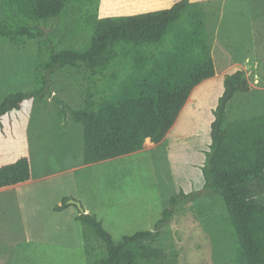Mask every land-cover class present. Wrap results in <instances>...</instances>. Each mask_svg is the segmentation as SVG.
<instances>
[{
    "label": "rangeland",
    "instance_id": "obj_1",
    "mask_svg": "<svg viewBox=\"0 0 264 264\" xmlns=\"http://www.w3.org/2000/svg\"><path fill=\"white\" fill-rule=\"evenodd\" d=\"M176 1L166 7V0H101L100 14L136 15L169 9ZM201 4L216 75L195 88L165 144L86 166L83 126L60 113V105L77 108L90 99L89 82L75 70L51 76L46 92L55 97L27 101L4 118L0 167L27 157L32 180L0 195V264H94L106 257L104 244L77 220L80 208L55 211L65 198L96 215L120 244L125 236L154 231L182 191L188 198L163 229L156 245L164 256L156 264H233L227 213L220 198L204 189L202 169L227 74L242 69L251 85L229 105V120L264 115V0ZM68 22L44 27L46 37L57 38L52 47L78 48L86 39L71 35L75 26ZM51 50L44 48L41 56L39 41L24 47L0 43V105L10 95L36 90L38 66Z\"/></svg>",
    "mask_w": 264,
    "mask_h": 264
},
{
    "label": "trees",
    "instance_id": "obj_2",
    "mask_svg": "<svg viewBox=\"0 0 264 264\" xmlns=\"http://www.w3.org/2000/svg\"><path fill=\"white\" fill-rule=\"evenodd\" d=\"M100 5L101 0H0V43L24 47L39 41L41 56L44 48H52L48 61L38 66L36 90L10 95L0 105V128L5 127L4 118L27 101L55 97L46 92L51 76L75 70L89 82L90 99L65 110L56 101L64 118L70 113L83 126L85 165L138 153L148 139L162 143L195 88L216 75L201 3L180 0L169 9L129 16H102ZM54 21H70L75 26L71 35L86 39L78 48L52 47L57 38L46 37L44 27ZM250 91L244 70L224 77L202 169L204 189L220 198L227 213L235 245L233 264H264V115L229 120L236 95ZM31 180L27 157L0 167V190ZM187 198L183 191L172 197L154 231L125 236L120 244L96 215L80 212L77 220L106 248V257L94 264L161 261L164 252L156 244L174 208ZM71 199L65 198L55 211L73 206Z\"/></svg>",
    "mask_w": 264,
    "mask_h": 264
},
{
    "label": "crops",
    "instance_id": "obj_3",
    "mask_svg": "<svg viewBox=\"0 0 264 264\" xmlns=\"http://www.w3.org/2000/svg\"><path fill=\"white\" fill-rule=\"evenodd\" d=\"M152 1H153V0H152ZM178 1H180V0H178ZM178 1H176V2H178ZM192 1H193V2L201 3V0H197V1L192 0ZM173 2H174V0H166V2L163 3V4H164L163 6L168 7V6L171 5ZM176 2H175V3H176ZM175 3H174V4H175ZM174 4H173V5H174ZM173 5H172V6H173ZM172 6H171V7H172ZM171 7H170V8H171ZM210 37L212 38L211 35H210ZM208 80H209V79H208ZM206 81H207V80H206ZM204 82H205V81H204ZM219 98H220V97H219ZM188 102H189V101H188ZM187 104H188V103H187ZM187 104H186V105H187ZM184 108H186V106H185ZM183 110H184V109H183ZM183 110H182V111H183ZM169 134H170V133H169ZM169 134H168V136H169ZM166 139H167V137H166ZM166 139H165L162 143H160V144H158V145L153 144V143L150 141V139H148L147 142L145 143L144 150H146V147H147V146H148V147H150V146H155V147H156V146H157V147H158V146H161V145L165 144ZM144 150H143V151H144ZM140 152H142V151H140ZM93 165H94V164H93ZM86 166H92V165H86ZM29 183H30V182L25 183V184H22V185H17V186H14V187H10V188L1 189V190H0V195H1V194H6V193H8V192L11 191V190L17 189L18 187L23 186V185H26V184H29ZM59 205H60V204H59ZM88 212H89V210H86V211H85V213H88ZM79 215H80V214H79Z\"/></svg>",
    "mask_w": 264,
    "mask_h": 264
},
{
    "label": "water",
    "instance_id": "obj_4",
    "mask_svg": "<svg viewBox=\"0 0 264 264\" xmlns=\"http://www.w3.org/2000/svg\"><path fill=\"white\" fill-rule=\"evenodd\" d=\"M63 105V104H62ZM66 108V106H64V109ZM70 204H74L76 205L78 208H80L81 213H84L85 211L82 208V205L80 203H78L77 201H71Z\"/></svg>",
    "mask_w": 264,
    "mask_h": 264
},
{
    "label": "bare ground",
    "instance_id": "obj_5",
    "mask_svg": "<svg viewBox=\"0 0 264 264\" xmlns=\"http://www.w3.org/2000/svg\"><path fill=\"white\" fill-rule=\"evenodd\" d=\"M147 142V141H146Z\"/></svg>",
    "mask_w": 264,
    "mask_h": 264
}]
</instances>
